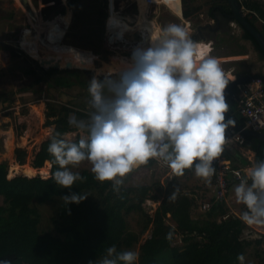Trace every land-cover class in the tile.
Returning <instances> with one entry per match:
<instances>
[{"label":"trees","instance_id":"trees-1","mask_svg":"<svg viewBox=\"0 0 264 264\" xmlns=\"http://www.w3.org/2000/svg\"><path fill=\"white\" fill-rule=\"evenodd\" d=\"M182 1L185 18L192 19L200 12L201 5L195 4V0ZM240 1L246 8L255 10V13H248V17L264 34V23L259 25V20H264V1ZM78 2L79 0L68 1L69 8L74 9L73 23L78 19L76 9ZM209 3L211 4L209 11L215 6H220L226 12H231L227 0H212ZM66 8L61 0H57L54 4L43 7L42 12L45 18H51L58 13H65ZM70 16L68 12L61 14L60 20H55L52 24V29H60L62 22L69 20ZM201 22L197 21L193 27ZM136 25L138 28L139 23ZM120 27L123 36L127 31L136 29L124 17ZM17 28L18 25L14 24V33ZM242 28V37L251 40L260 58L264 59V51L255 37L243 26ZM218 38L215 37V40ZM197 48L201 55L204 48L202 46ZM228 52H224L223 55L235 54ZM42 68L51 77L49 85L54 87L79 85L88 88L89 80L92 79L91 72L86 68L66 66L60 68L52 65ZM234 89L227 96L229 112L245 125L247 119L237 110V102L232 98ZM82 105L71 102L56 104L49 99L45 101V125L54 127L51 135L40 144L31 161L36 169L47 168L44 166L45 162L50 163L51 169L44 175L45 177L35 175L25 178V184L16 183L14 181H20L22 176L27 174L10 175V167L9 176L14 179L12 181L8 177V162H0V197L3 200L0 204V261L8 260L11 264L98 262L106 255L108 247L115 245L118 251H124L122 242L127 245L133 243L137 238V232L131 228L128 215L133 211H140L146 216L142 231L150 229V234L140 246L136 264H241L237 257L240 255L244 257L248 248L255 245L256 255L262 258L261 262L264 264L263 252L259 249L264 239L263 233L258 234V230L244 222L242 216L233 214L223 200H213L209 209L200 216H194L191 208L195 199L188 193L177 190L172 181L164 187H157L156 192L150 195V184L129 185L127 177L117 193L113 191L111 181L101 183L95 180L90 171L91 166H82L72 171L79 172L87 179L83 182L77 181L71 192L89 196L79 204L65 205L62 196L70 194L69 189L62 188L52 179L59 165L54 162L48 147L53 136L70 142H79L81 139L79 134L72 140L65 135L78 130L69 124L70 116L75 115L77 119L85 121L89 119L91 106L87 103ZM250 138L247 137L246 140ZM256 145L257 143L254 147L258 163L264 161V142L260 146ZM15 152L18 162L21 165L26 164L28 151L23 147H17ZM155 161L150 159L147 165H154ZM56 197L61 198L54 217L58 233L42 232L41 211L38 205L48 203ZM148 198L159 201L153 213L148 212L143 205ZM226 214L228 216L222 218ZM168 219L173 220V224L169 223ZM178 237L181 239V245L176 243ZM243 264H246L245 260Z\"/></svg>","mask_w":264,"mask_h":264},{"label":"clouds","instance_id":"clouds-1","mask_svg":"<svg viewBox=\"0 0 264 264\" xmlns=\"http://www.w3.org/2000/svg\"><path fill=\"white\" fill-rule=\"evenodd\" d=\"M196 53L188 32L171 23L150 35L147 46H137L130 60L108 67L102 80H89V119L69 117L70 125L87 131V139L76 143L53 136L48 147L59 165L52 179L69 189L70 194L62 196L65 205L89 196L71 192L77 181L87 179L72 171L85 161L94 179L111 181L117 193L128 175L150 159L163 162L175 176L194 168L197 178L211 184L213 162L222 155L226 129L234 121L225 119L229 79L222 66L211 55L197 61ZM234 195L246 207L244 222L264 224V161L240 179ZM138 259L137 252L112 245L102 259L89 264H136ZM237 259L243 264V255Z\"/></svg>","mask_w":264,"mask_h":264},{"label":"rangeland","instance_id":"rangeland-1","mask_svg":"<svg viewBox=\"0 0 264 264\" xmlns=\"http://www.w3.org/2000/svg\"><path fill=\"white\" fill-rule=\"evenodd\" d=\"M68 1L61 0L63 5L67 7L65 13H70L71 18H69V22L65 23L63 30L56 32L53 30V38L46 39V41L53 44L52 48L55 51L51 48L52 52L44 51V53L42 52V50H45L42 43L47 35L49 23L39 22L38 18H33L30 11L33 6L40 12L43 7L54 4L57 0H0V162H8V177L12 181L14 179L9 176L10 167V175L27 174L23 175L20 181H14L16 183L25 184V178H31L35 175L45 177L44 175L47 174L48 169H51V165L47 161L44 166L48 169H36L31 164L35 152L39 149L40 144L51 135L54 127L45 125V101L49 99L56 104L71 102L81 106L86 103L89 105L88 88L79 85L72 87L49 85L48 81L51 77L42 68V66L46 68L49 65L40 64L38 59H51V63L58 62L60 68L65 66L66 61H70L72 64H87L90 66L94 61L93 57L77 55V53L75 55L73 46H76L80 51L97 55L95 64H92V67L95 68L86 69L91 72L92 77L97 76L99 79L104 78L107 73L105 63L113 64L123 60V56L131 57L137 46H147L148 43L149 37L145 39L142 31L136 26V29L127 31L124 38L117 31H114L120 26L123 17L132 26L135 25V21L140 14L137 0H107V2L106 0H79L76 7L78 19L75 23L72 21L74 9L69 8ZM209 1L212 0H195V4L201 5V9L197 15L190 19V25L183 22V19L166 5L155 4L143 8L146 9L144 14L149 19L155 20L161 28L175 23L182 26L191 37L195 31L193 25L197 21L203 22L208 19L207 11L211 5ZM65 13L61 14L64 15ZM58 15L60 13L51 18L43 16V19L50 21ZM14 24L18 25L16 33L13 29ZM235 24L231 26L230 31L227 33L231 40L225 46V50L240 46L246 47V64H260L258 69L264 73V59L260 58L251 41L240 40L242 28L238 23ZM57 38L60 42L70 45V47H65V49L54 48L55 44H60ZM221 50H224V47ZM202 51L201 55L196 56L197 60L203 58L204 50ZM222 64H235L236 67V64H241V62L224 61ZM86 133V130L78 129L66 134L69 136L68 138L73 139L78 134L87 138ZM234 143H238V141L236 140ZM17 147H23L28 151L29 156L26 164L21 165L18 162L15 152ZM82 166L91 165L85 161L78 167ZM155 181H157V178L155 179L154 176L143 174L140 171L138 174L130 176L127 182L129 185L150 184L149 193L153 195L156 188L159 187L157 183H152ZM237 184L234 183L231 187L232 192ZM178 186L177 184L174 187L181 189ZM234 201L236 199L233 200L232 206L238 211V208H241L242 213L246 207L237 203V201L234 203ZM2 202V197H0V204ZM60 202L61 198L56 197L48 203L38 205L41 211L40 229L42 232L58 233L54 217L57 214ZM158 203L159 201L148 198L143 205L148 212L153 213ZM203 212L196 209L193 215L200 216ZM128 218L131 228L137 232V238L131 245L122 242L121 246L124 251H135L139 255L140 246L144 239L149 236L150 229L142 231L146 220V216L142 212L133 211L128 215ZM168 222L173 223L171 219H168ZM253 226L259 227L258 224H253ZM258 232V234L260 232L264 234V227L260 228ZM176 243L182 244L180 237L176 238ZM256 249L257 245L248 248L244 256L246 264H262V258L256 255ZM259 249L263 252L262 256H264V239Z\"/></svg>","mask_w":264,"mask_h":264},{"label":"crops","instance_id":"crops-1","mask_svg":"<svg viewBox=\"0 0 264 264\" xmlns=\"http://www.w3.org/2000/svg\"><path fill=\"white\" fill-rule=\"evenodd\" d=\"M137 1L139 4L140 14L138 15V17L135 21V25H133V26L137 27L136 24L138 22L139 23L138 29L142 31V35L146 39L150 35H155L156 33H158L159 30L161 29V27L159 25H157L155 20L149 19L144 14V10H146V9H144L143 7L148 6L146 1L145 0H137ZM153 5H155V4H153ZM163 5H165V4H163ZM150 6L151 5H149V7ZM168 7H169V9L173 10L174 13H176L179 17H181L183 19V22H186V24L190 25V23H191L190 19H188V18L185 19L183 16V8L184 7H183V1L182 0H180V2L178 4H172V6H168ZM209 8H210V6H209ZM209 8L207 11L208 12L207 13L208 19L206 21L201 22L196 27H194L195 31L192 33V36H191L192 37L191 39L194 42H196L197 47L202 46L204 48L203 57H205L207 55H211V56L215 57L219 61L220 65L222 66L226 77L229 79V82H230V80H232V79H234L240 75H246L249 73H263L262 70L258 69V68H260V64H255V65L254 64H246V60H247L246 59V57H247L246 47L243 48V46H240L238 48H233V49L231 48V49L225 50V46L228 45V42L231 40V38H229L230 36H228L227 33L230 31L232 25H236L235 23H238L237 21L230 23L229 26L227 25V23H225V24L223 23L225 25L224 26L225 29H219L216 32H208L207 31V32H205V35H206L205 38H203V39L199 38V36L197 34V27L201 24L206 23V22H215V19H214L215 11L214 10H216V8L221 9L220 6H215L213 9H211L209 11ZM244 8H246V7L244 6ZM246 9H248V8H246ZM250 11L255 12V10H253L251 8L249 9L248 12H250ZM70 18H71V16H70ZM147 20H149V21H147ZM54 21L55 20H51L49 22L48 27H47V35L44 38L43 43H42V46L45 50H42V52H44V51L45 52H48V51L52 52L51 48H52L53 44L50 41H46V39L53 38L52 32L63 30L65 27V23L69 22V20L68 21L66 20L65 22L63 21L64 24L61 25L60 29H52V24L54 23ZM259 23L263 24L264 20L260 19ZM238 25H240V24L238 23ZM241 28H242V26H241ZM114 31H117L119 33V35H121L122 38L125 37L121 33V27L120 26H118L117 30L115 29ZM242 34H243V28H242ZM242 34L240 37L241 41L249 40V39L243 38ZM213 35H216L215 37H219V38L215 40V37H212ZM194 38H195V40H194ZM51 41L53 42L54 40H51ZM57 41L60 42V40L58 38H57ZM249 41H251V40H249ZM65 47L69 48L70 45L65 44L63 42H60V44H55V46H54V48H63V49H65ZM73 47H74L75 55H76V53H77V55L80 54L82 56L89 55V56L93 57V59H94L92 64H95V57H97V55L95 53L93 54V53L83 52V51L78 50V47H76V46H73ZM223 47H224V50H221V48H223ZM53 50L55 51V49H53ZM226 51L235 52V54L223 55V53ZM215 52H218V53H215ZM197 53H196V55H199L198 48H197ZM94 55H96V56H94ZM123 57L127 58V56H123ZM234 58H236V59L233 60ZM224 61H226V62L238 61V62H241V64H236V67H235V64H222V62H224ZM67 62H70V61H66L65 65L67 64ZM92 64H90V66H88L87 64H72L71 63V65H73L75 67L95 68V67H92ZM105 64L107 65V64H111V63H105ZM254 81L255 80L244 82V83H239V84L235 85L232 88V89L235 88L234 89L235 91L232 94V98L237 102V99L240 96L242 87L248 86V85H255ZM227 103H228V101H227ZM237 110L239 111L238 105H237ZM245 125H247V122ZM227 129H232V128L228 127ZM67 134L65 135L66 138L69 137V136H67ZM86 134L88 135V133H86ZM247 137H251V138L246 140ZM81 138H84V137L81 136ZM68 139L72 140L71 138H68ZM84 139H87V138H84ZM262 142H264V141H260L259 139L255 138L254 136H246L245 138L243 137V140H239L238 143H234L231 147H226L224 150V154L228 159H230L233 167H240L244 170V176H245L246 173L248 172V170L251 169L253 167V165L257 163V161H256L257 151H256L254 146L256 143L258 146H260V144ZM140 171H142L143 174H146V175L148 174L150 176H154L155 179L157 178V181H158L157 184L159 187H164L165 185L169 184V182H171V181H172L173 186H175V185L177 186V184H178L179 185L178 187H181V189H177V190H182V191L188 193L190 196H192L195 199V203L191 208L192 213L196 209L199 211L207 210L203 207V203L207 202V201L213 202V200H217V199H215L216 183H215V176L214 175L211 178V184H206L202 179L197 178L194 174V168L193 169H186L183 176H175V175H173V173L171 172V169L169 167L161 164L160 162H158L156 160L154 165H143V166L139 167L138 169H135L132 174L130 173L128 175L127 181H129L130 176H132L134 174H138ZM239 182H240V180L235 181L231 184L229 195H228V200H226L224 202L230 207V210L233 214H236L238 216H242V213L244 211H246V209L244 211H242V213H241V208H238L240 211L239 212L237 209H235L232 206L233 200L236 198L234 195V191L233 192L231 191V187L233 186L234 183H239ZM249 183H251V181H249ZM127 184H129V183L127 182ZM234 203H236V201H234ZM171 224H173V223H171ZM249 225L253 226V224H249ZM258 226L259 227H257V226L256 227L253 226V227L259 231L260 228L264 227V224H258Z\"/></svg>","mask_w":264,"mask_h":264},{"label":"built area","instance_id":"built-area-1","mask_svg":"<svg viewBox=\"0 0 264 264\" xmlns=\"http://www.w3.org/2000/svg\"><path fill=\"white\" fill-rule=\"evenodd\" d=\"M145 1L148 5L165 4L167 6H172V4H178L180 2V0ZM244 10L247 14L255 13L254 11L248 12L249 9L246 8H244ZM30 14L33 16V18H38L39 22L45 21L46 23H49L51 21H46L43 19L44 15L42 9L39 12L32 6ZM60 17L61 13L52 20H60ZM62 24L64 23L62 22ZM254 83L255 85L242 87L240 96L237 99V105L239 107L240 113L246 117L247 125L253 129L264 132V81L259 78L256 79ZM226 138L227 143L224 147V150L226 147H231L234 144V141L243 140L241 131L234 129H226ZM160 163L163 164V162ZM213 167L216 169L214 174L216 183L215 198L217 200L226 201L228 200L231 184L244 177V170L240 167H233L230 159L225 156L224 151L222 155L213 162ZM211 206L212 202L210 201L203 203V207L205 209H209ZM227 216L228 214L224 215L222 218H226Z\"/></svg>","mask_w":264,"mask_h":264},{"label":"water","instance_id":"water-1","mask_svg":"<svg viewBox=\"0 0 264 264\" xmlns=\"http://www.w3.org/2000/svg\"><path fill=\"white\" fill-rule=\"evenodd\" d=\"M26 1V0H23ZM230 8H231V12H226L224 9L220 8H216L215 11V22H206L204 24H201L197 27V34L199 36V38H205V32H216L219 29H225V23H227V25L229 26L230 23H233L235 21H237L241 26H243L245 29H247L257 40L259 46L261 47V49L264 51V34L259 30V28L253 24L249 17L248 14L245 12L244 7L241 3L240 0H227ZM224 23V24H223ZM39 60V63L42 65H52L55 67H59L60 64L58 62L55 63H51V59H44L42 58L41 60ZM66 67H75L73 65H71L70 62H67V64L65 65ZM262 79L264 81V73H249L246 75H240L237 76L236 78L230 80V82L228 83L226 89H225V98H226V102H227V95L229 93V91L237 84L239 83H244V82H248V81H252V80H256V79ZM225 119L226 121L228 119H231L234 121V125H230L229 127L234 129V130H238L241 131L242 136L245 138L246 136H254L255 138L259 139L260 141H264V132L253 129L247 125H244L242 123H240L237 119H235L230 112L228 111L225 114Z\"/></svg>","mask_w":264,"mask_h":264},{"label":"bare ground","instance_id":"bare-ground-1","mask_svg":"<svg viewBox=\"0 0 264 264\" xmlns=\"http://www.w3.org/2000/svg\"><path fill=\"white\" fill-rule=\"evenodd\" d=\"M147 5H148V4H147ZM148 6H149V5H148ZM194 40H195V38H194ZM127 60H130V57H127V58L124 57L123 60H121V61H127ZM121 61H120V62H121ZM120 62H117L116 64H118V63H120ZM112 65H113V64H107V65H106L107 69H108V67H110V66H112Z\"/></svg>","mask_w":264,"mask_h":264},{"label":"flooded vegetation","instance_id":"flooded-vegetation-1","mask_svg":"<svg viewBox=\"0 0 264 264\" xmlns=\"http://www.w3.org/2000/svg\"><path fill=\"white\" fill-rule=\"evenodd\" d=\"M122 21H123V18H122ZM122 21H121V23H122Z\"/></svg>","mask_w":264,"mask_h":264}]
</instances>
